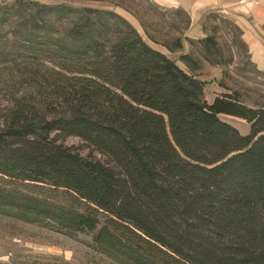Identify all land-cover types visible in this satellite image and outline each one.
I'll return each mask as SVG.
<instances>
[{"label":"trees","instance_id":"trees-1","mask_svg":"<svg viewBox=\"0 0 264 264\" xmlns=\"http://www.w3.org/2000/svg\"><path fill=\"white\" fill-rule=\"evenodd\" d=\"M1 12L29 61L7 67L24 92L0 112V176L85 205L0 186L1 215L74 235L104 214L94 239L120 264H264V105L238 91L209 103L197 61L182 53L185 71L115 9L16 0Z\"/></svg>","mask_w":264,"mask_h":264},{"label":"rangeland","instance_id":"rangeland-1","mask_svg":"<svg viewBox=\"0 0 264 264\" xmlns=\"http://www.w3.org/2000/svg\"><path fill=\"white\" fill-rule=\"evenodd\" d=\"M16 0H0V5L11 6ZM37 1V0H36ZM45 3L66 2L100 8H112L128 18L144 39L153 47L166 53L185 71L187 66L180 60L182 53H188L197 61L193 74L205 84L204 98L211 103L214 97L224 92L238 91L250 106L264 105V71L252 62L247 46L242 39L241 28L227 13L212 9L202 19L203 30L195 34L191 30V16L183 8L165 7L154 0H38ZM114 1L122 4L117 6ZM125 6V7H124ZM128 7L130 10H127ZM181 10L177 11V10ZM0 14V112L11 104L13 98L24 92L11 74L8 66H27L29 59L22 48L14 47L16 30L9 17ZM197 35V36H196ZM206 36L214 38V44L205 47L199 40ZM10 41H7V39ZM166 42L175 47L171 51ZM178 42L182 44L178 47ZM7 43V45H6ZM6 45V46H5ZM19 46V45H17ZM11 53L9 62L3 53ZM16 83L18 85H16ZM220 118L236 126L243 134L249 133L250 124L241 118L220 114ZM65 144L73 146L83 156L89 155L84 142L76 136L66 138ZM99 159L105 156L94 153ZM0 186L19 188L46 196L58 203L84 210V204L71 194L47 186H19L0 176ZM96 230L70 235L54 228L30 223L0 214V264H120L103 253L95 241V235L106 221L100 214Z\"/></svg>","mask_w":264,"mask_h":264},{"label":"crops","instance_id":"crops-1","mask_svg":"<svg viewBox=\"0 0 264 264\" xmlns=\"http://www.w3.org/2000/svg\"><path fill=\"white\" fill-rule=\"evenodd\" d=\"M165 7L187 10L191 16V30H203L201 19L212 9L229 14L241 28L251 60L264 71V0H154ZM197 36V35H196Z\"/></svg>","mask_w":264,"mask_h":264}]
</instances>
